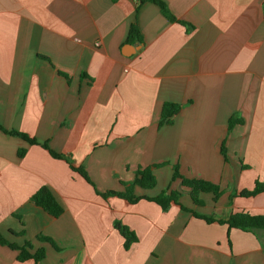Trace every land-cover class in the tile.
Here are the masks:
<instances>
[{
  "label": "crops",
  "instance_id": "0c3cea01",
  "mask_svg": "<svg viewBox=\"0 0 264 264\" xmlns=\"http://www.w3.org/2000/svg\"><path fill=\"white\" fill-rule=\"evenodd\" d=\"M162 1L190 27L150 1L0 0V125L47 142L91 182L0 129V235L44 248L41 260L19 261L0 244V264H264V230L192 214L264 213V190L238 195L264 181V0ZM132 23L141 42L127 40ZM164 102L180 109L159 125ZM234 116L242 122L228 129ZM160 163L155 186L134 194L181 189L174 164L222 194L213 202L201 193L197 206L183 192L186 210L97 194ZM41 185L62 205L59 216L30 200ZM115 221L137 237L127 249Z\"/></svg>",
  "mask_w": 264,
  "mask_h": 264
},
{
  "label": "trees",
  "instance_id": "16d2710c",
  "mask_svg": "<svg viewBox=\"0 0 264 264\" xmlns=\"http://www.w3.org/2000/svg\"><path fill=\"white\" fill-rule=\"evenodd\" d=\"M139 2L150 1L155 3L161 13L170 21H178L182 24H188L185 21L177 20L171 12L168 10L167 6L162 0H138ZM264 8V4H263ZM188 27L190 25L188 24ZM128 41H136L141 42V36L138 30V27L135 23H132L129 27L127 34ZM180 109V104L174 102H164L161 107L160 117H159V125L161 124H169L171 123V118L174 114H176ZM242 120L239 117H230L228 119V129L231 128L234 124L241 123ZM0 129L8 134L15 135L25 140L30 145H40L43 149L47 150V152L56 159L64 160L69 168L73 171H76L80 176H82L87 182L91 183L86 175V172L81 166H75L72 159L64 154L58 153L51 149L47 142L39 143L35 138L27 135L24 132L14 130V129H5L0 125ZM26 152L25 147H19L17 149V155L22 157ZM221 153L226 156L224 146L221 145ZM164 164V163H163ZM153 164L145 167H137L134 171V178L131 182H121L123 188L122 190H106L103 192H97L102 198H107L110 196H116L119 198H123L130 203H134L141 198H145L157 203L163 210H167L171 203L177 204L181 209H185L178 201V198L182 195V193H187L190 197L192 203L197 206L203 205V200L200 197L201 193H210L212 195L211 199L213 202H216L217 199L222 194L219 185L212 183L208 180H204L201 178H188L182 176L178 171V166L176 164L172 165V179H179L181 189H163L157 195L153 197H148L145 195H136L134 194V187L137 186L141 189H151L156 184V177L153 173L155 168H158L163 165ZM264 190V181H256L251 189H242L238 192L240 196H253L258 194ZM233 195H229V199H231ZM30 200L36 205L41 207L45 212L53 217L59 216L63 212L62 205L57 201L54 194L46 185H41L36 191H34L30 195ZM192 214L198 218L205 220L206 222H218L225 223L229 228H237L243 231H250L254 234L259 230H264V213L260 214H250L244 211H235L230 212L227 215L226 219H216L213 216L200 215L192 212ZM114 227L118 230V232L123 237V246L124 248H128L133 242L137 240V237L133 231H131L126 225L122 224L120 221L114 222ZM37 239L40 241H47L53 244L52 240L46 236L38 235ZM0 244L6 245L9 248L17 251V260L23 261L26 259H33L34 262L41 260L44 256V248L39 247L34 250V252H30L29 249L32 248V244L29 241H25L23 245H17L13 242L7 241L0 235Z\"/></svg>",
  "mask_w": 264,
  "mask_h": 264
},
{
  "label": "rangeland",
  "instance_id": "374dc122",
  "mask_svg": "<svg viewBox=\"0 0 264 264\" xmlns=\"http://www.w3.org/2000/svg\"><path fill=\"white\" fill-rule=\"evenodd\" d=\"M186 197L190 199V197H189V196H186ZM211 197H212V195L209 193L208 195H206V197H205V198L210 200V199H211ZM225 199H226V200H225V202H227V200L229 199V196H227ZM204 200H205V199H204ZM211 201H212V200H211ZM225 202H224V203H225ZM225 204H226V203H225ZM222 205H223V203H222ZM203 207H204V206H203ZM204 208H205V207H204Z\"/></svg>",
  "mask_w": 264,
  "mask_h": 264
}]
</instances>
